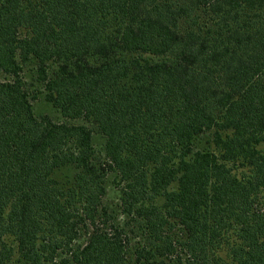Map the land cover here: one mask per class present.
I'll use <instances>...</instances> for the list:
<instances>
[{"label":"trees","instance_id":"obj_1","mask_svg":"<svg viewBox=\"0 0 264 264\" xmlns=\"http://www.w3.org/2000/svg\"><path fill=\"white\" fill-rule=\"evenodd\" d=\"M0 72V264H264V0H0Z\"/></svg>","mask_w":264,"mask_h":264},{"label":"rangeland","instance_id":"obj_2","mask_svg":"<svg viewBox=\"0 0 264 264\" xmlns=\"http://www.w3.org/2000/svg\"><path fill=\"white\" fill-rule=\"evenodd\" d=\"M32 68L26 67L23 70V78L26 82V86H29L32 82ZM9 80V77L4 75L0 72V81ZM32 87L29 86L28 90L31 91ZM38 89H40L39 86H37ZM32 106L33 110L36 116H42V115H48L53 121L55 122H62L64 119L60 116L58 111H56L51 105L47 104L43 101V96L41 94H38L36 96V99L32 100ZM75 124H79L80 121H73ZM205 137H202L199 139V141L196 143V148H201V146L205 143ZM103 138L98 135L96 132L93 134V144L94 149L97 153V155L101 158H103ZM72 171L67 170L63 171L62 176H68L71 177ZM114 175L108 174L105 181V189L106 193L105 196L102 199V204L107 210L110 212V214L113 217L112 222L115 225H119L123 228H125V231L129 233V229H132L133 226L131 224H128L126 221V218L121 214L120 207H119V192L116 189L115 185L113 184ZM135 229V228H133ZM86 235L82 236V239L80 242L85 238ZM129 240L131 244H136L139 241V238L135 237V235H132L129 233Z\"/></svg>","mask_w":264,"mask_h":264}]
</instances>
